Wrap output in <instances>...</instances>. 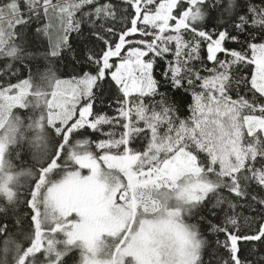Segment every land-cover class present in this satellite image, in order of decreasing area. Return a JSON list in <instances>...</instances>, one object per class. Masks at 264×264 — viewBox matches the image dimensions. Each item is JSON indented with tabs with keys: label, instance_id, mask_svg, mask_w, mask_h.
Segmentation results:
<instances>
[{
	"label": "snow or ice",
	"instance_id": "6c2138e0",
	"mask_svg": "<svg viewBox=\"0 0 264 264\" xmlns=\"http://www.w3.org/2000/svg\"><path fill=\"white\" fill-rule=\"evenodd\" d=\"M0 264H264V0H0Z\"/></svg>",
	"mask_w": 264,
	"mask_h": 264
}]
</instances>
